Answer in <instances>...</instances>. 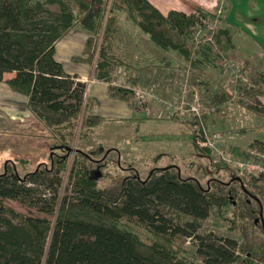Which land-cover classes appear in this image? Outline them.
<instances>
[{
  "label": "trees",
  "instance_id": "16d2710c",
  "mask_svg": "<svg viewBox=\"0 0 264 264\" xmlns=\"http://www.w3.org/2000/svg\"><path fill=\"white\" fill-rule=\"evenodd\" d=\"M54 3L59 9L49 6ZM74 3L83 10L78 19ZM122 9L157 46L176 50L201 71L212 54L220 59V49L235 46L232 27L221 23L215 29L217 48L206 42L190 49L187 32L213 16L202 8L164 13L150 0H0V80L28 96L31 111L54 129L61 148L50 155V165L41 163L25 175L5 161L0 172V264H264L261 253L244 248L237 239L199 232L203 220L226 205L253 215V224H258L255 213L264 208V173L237 177L225 162L210 160L206 171L227 170L243 194L235 191L230 179L212 176L204 186L195 176H181L173 164L154 168L146 178L137 172L127 174L116 188L101 187V162L89 151L74 148L76 134L88 137L103 116L92 112L97 99L86 96L87 83L76 79L56 57V42L78 22L89 34L84 53L74 59L91 63L100 43L95 73L109 81L113 67L125 63L112 50L117 11ZM247 61L241 66L244 72ZM6 72L12 74L4 77ZM250 77L254 84L264 83V70ZM237 85L246 94L255 93L247 83ZM109 91L139 109L131 102V89L110 84ZM255 107L264 113V103ZM194 122L197 125L198 118ZM194 131L195 146L209 152L196 143ZM263 145L261 139L249 143ZM12 200L24 209L14 207ZM138 223L151 237L136 229ZM179 234L194 238L202 262L175 243Z\"/></svg>",
  "mask_w": 264,
  "mask_h": 264
},
{
  "label": "rangeland",
  "instance_id": "374dc122",
  "mask_svg": "<svg viewBox=\"0 0 264 264\" xmlns=\"http://www.w3.org/2000/svg\"><path fill=\"white\" fill-rule=\"evenodd\" d=\"M49 6L55 10L59 9L56 3ZM74 6L78 19L83 10L76 3ZM196 8L201 7L193 3L184 11L192 12ZM202 9L213 16L187 32L186 42L193 51L206 42L218 47L215 42V29L222 23L224 1L217 0L213 11L208 8ZM117 14L112 50L118 53L125 63L113 67L108 85L114 84L131 89L133 91L131 102L133 105H139L137 111L140 115L129 118L108 115L109 117H105L96 125L88 137H80L77 133L74 148L89 151L94 159L101 162L99 166L101 176L98 180L101 187L116 188L127 174L137 172L141 178H146L154 168L171 164L178 168L181 176H195L204 186L212 176L229 180L232 175L227 170L206 171L211 161L205 155L208 150H199L194 144L192 132L195 129L196 136L201 126L200 121L196 125L194 119L202 118L205 126L213 133L215 130L221 131L220 135H225L226 140L224 142L221 136L220 141L228 152L231 147L228 146L227 135L237 136L236 146L239 148L244 146L240 149L241 152L254 139L264 141V113L255 107L260 102L264 103L260 98L264 91V83L254 84L250 81V76L257 71L255 70L257 67L264 70V58L253 57V64L247 61V69L244 72L241 69L242 60L233 59L234 57L229 54L230 49L227 51L220 49V59L212 54L210 60L205 61L201 71V68L193 67L190 59L186 60L176 50L171 48L164 50L157 46L149 35L139 28L134 19L128 16L126 9L118 10ZM105 22L106 19L104 25ZM88 34L77 22L57 41L55 52L56 57L65 62L67 69L71 66L75 70L70 72L77 75L76 79L87 83L86 96L90 95V83L96 77V61L102 46L99 43L92 53L94 55L91 63L74 59V56L84 53ZM238 83H247L255 93L246 94L243 90L240 91ZM184 93L189 101L198 94L200 100L207 106H213L214 110L204 108L200 117L177 109L173 100L179 99ZM16 100L6 92L0 91V172L4 171L5 161L9 160L17 168L18 173L25 175L41 163L50 165V155L54 151H61V148H58L54 129L40 120L27 103L20 99ZM10 102L18 109L23 107V110L15 112L11 108L12 113L9 112ZM26 110L30 112V118L25 116ZM175 113L178 114L174 117ZM242 129L246 130L243 134L239 133ZM241 152L230 151L235 155H240ZM73 157L74 151L69 156L68 168L64 172V183ZM91 166L95 167L96 161ZM233 170L235 172L236 167ZM230 183L235 186L237 193H244L237 180L230 179ZM261 199L264 205V197ZM10 203L16 208L24 209L17 201L12 200ZM255 214L260 221L256 225L252 221L253 215L249 216L239 208L226 205L220 210H213L203 220L199 232H213L216 235L232 237L244 248H251L253 252L261 253L264 257V220L262 221L264 208L262 212ZM136 229L143 236L151 237V233L142 223H138ZM175 239V243L183 248L184 253L202 262L195 252L194 238L179 234Z\"/></svg>",
  "mask_w": 264,
  "mask_h": 264
},
{
  "label": "crops",
  "instance_id": "0c3cea01",
  "mask_svg": "<svg viewBox=\"0 0 264 264\" xmlns=\"http://www.w3.org/2000/svg\"><path fill=\"white\" fill-rule=\"evenodd\" d=\"M152 4L156 5L160 10L166 13L169 9L187 10L190 4H196L201 8H208L214 10V5L217 0H164L155 2L150 0ZM224 1V13L222 19V25H229L233 29V40L235 42L234 48L230 49L231 54L235 60H248L251 64L254 63L255 56H261L264 58V0H223ZM57 47V42H56ZM62 61V60H61ZM65 65V62L62 61ZM66 67V65H65ZM254 67L256 65L254 64ZM67 69V67H66ZM68 71H75L70 66ZM255 70H261L257 67ZM12 72H6L4 77H8ZM109 81L101 78H93L90 83L89 94L93 95L97 99V106L92 108V112L98 113L103 116V119L108 115L112 117H134L140 115L139 111L130 107L127 101L114 97L109 91ZM5 80H0V91L6 92L13 97V100L20 99L28 104V96L26 94L16 91ZM260 98L264 102V91ZM9 112L11 108L15 112L23 110V107L19 109L10 102ZM12 113V112H11ZM25 116L30 118V112L25 111ZM109 117V116H108ZM160 117V116H159ZM211 126V125H210ZM211 128V127H210ZM214 132H221L215 130ZM245 133V132H243ZM241 133V134H243ZM233 135V134H232ZM228 136V146L230 151L236 153L241 152V148L237 147V136ZM226 136V137H227ZM224 138L225 142V135ZM232 138V139H231ZM235 143V144H234ZM232 146H231V145ZM236 148V149H235ZM245 149V148H244Z\"/></svg>",
  "mask_w": 264,
  "mask_h": 264
},
{
  "label": "built area",
  "instance_id": "2783aa9c",
  "mask_svg": "<svg viewBox=\"0 0 264 264\" xmlns=\"http://www.w3.org/2000/svg\"><path fill=\"white\" fill-rule=\"evenodd\" d=\"M210 39V38H209ZM211 40V39H210ZM166 102V101H165ZM175 107L184 110L191 114H196L201 117V113L205 109L214 110L213 106L205 105L199 98L198 94L193 100H188L184 93L179 99H174ZM200 129L196 132V142L202 147L209 149V157L212 162H225L231 167H236L237 177H242L246 172L259 175L264 173V145L262 147L247 146L245 152L235 155L228 152L221 143V136L218 132H211L205 126L204 120L201 118Z\"/></svg>",
  "mask_w": 264,
  "mask_h": 264
}]
</instances>
